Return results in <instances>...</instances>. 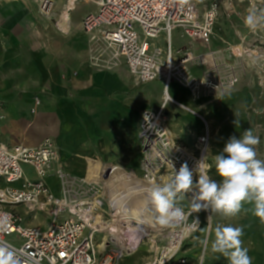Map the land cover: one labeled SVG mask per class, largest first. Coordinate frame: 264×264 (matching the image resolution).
I'll use <instances>...</instances> for the list:
<instances>
[{"label": "crops", "instance_id": "1", "mask_svg": "<svg viewBox=\"0 0 264 264\" xmlns=\"http://www.w3.org/2000/svg\"><path fill=\"white\" fill-rule=\"evenodd\" d=\"M195 2L200 13L209 4L221 2L220 14L225 20L216 23L206 45L191 42L181 28H176L170 38L174 63L181 59L178 54L181 50L193 56L216 51L229 56L228 46L251 41L253 31L243 23L249 11L247 3L241 0ZM86 4L94 8L85 10L74 21L71 17L65 19L62 12L66 5L58 7L56 0L49 16L40 12L38 0H0V101L4 117L0 119V144L35 148L44 140L52 139L59 148L61 161L72 175L92 179L115 171V175L109 178L111 186L121 185L128 178L130 184L124 190L129 192L128 199L141 197L148 200L146 189L149 187L133 181L138 182L143 177L138 136L143 112L158 111L165 104L167 93L178 103L175 104L185 108L174 102L166 103L167 126L179 144L196 153L195 142L204 133L205 126L198 115L211 122L212 140L218 138L227 142L229 137H237L245 129L243 115L248 104L247 83L242 81L236 92L223 97L206 93L195 97L174 81L170 86L163 79L137 84L127 63L122 59L113 60L109 53L102 57L105 64L97 65L89 51V37L82 26L85 16L94 13L96 6ZM71 11H66L68 17ZM178 30L181 31L180 38L185 40L183 44L173 41V34ZM255 33L264 36V30ZM160 39H163L164 46L155 43ZM152 45L166 51V34L153 40ZM237 49L246 52L242 46L232 47L236 54H240ZM190 68L196 77H202L206 71V67L200 65H191ZM37 98L41 104L33 113ZM24 171L28 177L34 175L35 178L30 166H24ZM169 177L163 174L157 183H163ZM48 183L55 194L60 195L58 180L51 177ZM19 207L25 208H15ZM209 214L213 220L216 213L209 209L207 226ZM253 217L249 213L224 219L246 224ZM218 218L222 217L218 215ZM123 222L113 224L118 233L107 231L96 235L99 236L95 240L99 258L121 245L127 255L117 264H151L156 258V246L165 244V238L152 233L155 235L153 241L147 240L136 252L137 247L132 248L127 242L137 234L131 230L130 222ZM191 243L192 247L180 254L185 259L184 264H228L219 254L208 255L206 251L203 257L199 237ZM260 258L263 262L264 259Z\"/></svg>", "mask_w": 264, "mask_h": 264}, {"label": "built area", "instance_id": "2", "mask_svg": "<svg viewBox=\"0 0 264 264\" xmlns=\"http://www.w3.org/2000/svg\"><path fill=\"white\" fill-rule=\"evenodd\" d=\"M38 1L40 12L49 16L55 8V0ZM83 1L96 6V11L86 15L82 22L95 64H105L102 57L109 53L113 60L122 59L127 63L138 83L163 79L169 85L174 81L195 97L201 93L222 96L236 86L237 74L225 67L221 69L222 64L216 61L215 57L221 52H213L211 59L209 53L193 56L181 50L178 52L181 59L174 63L172 50H168L169 41L166 51L152 45L163 33L170 40L176 28H181L191 42L208 44L220 16L221 2L209 4L200 13L195 0ZM241 1L248 4L249 10L264 9V0ZM197 62L206 67L202 77L190 71V66ZM168 102H171L169 97L158 111L142 114L138 132L143 157L141 181L147 184L157 183L163 174L171 176L173 167L178 170L184 163L193 170L195 181L200 174L198 162L210 144L206 126L196 144L198 155L179 144L167 126L165 106ZM40 104L37 98L33 113ZM2 109L0 101V119L4 118ZM24 166L34 170V179L26 175ZM111 174L92 179L72 175L61 161L59 148L52 139L44 140L35 148L0 144V241H7L17 250L21 264H117L125 255L112 250L99 258L95 242L96 235L103 232L96 222L97 217L110 223L118 213L109 194ZM51 177L58 180L60 195L50 187ZM18 206H24L28 212L46 213L50 218L48 226H23V218L14 212ZM184 211L187 219L178 226H162L147 232L131 229L136 234L157 233L165 238L164 246H156L157 257L151 264H172L184 242L199 230L200 221L199 227L195 226L197 212ZM180 237L183 239L178 247ZM184 263L182 260L181 264Z\"/></svg>", "mask_w": 264, "mask_h": 264}, {"label": "clouds", "instance_id": "3", "mask_svg": "<svg viewBox=\"0 0 264 264\" xmlns=\"http://www.w3.org/2000/svg\"><path fill=\"white\" fill-rule=\"evenodd\" d=\"M243 23L250 31L264 30V9L249 10ZM238 123V122H237ZM260 139L251 128L237 138L231 136L223 150L208 155L198 162L200 169L194 181L193 170L184 163L163 183H154L147 191L156 213L155 222L164 227H175L186 221L181 202L192 193L191 208L199 212L209 209L223 218L251 214L264 225V159L258 158L256 146ZM215 168L219 180L205 171ZM195 226L199 227L198 218ZM244 226L218 223L214 237L200 240L205 248L224 257L228 264H253L249 249L243 245ZM0 264H21L17 250L7 241H0Z\"/></svg>", "mask_w": 264, "mask_h": 264}, {"label": "rangeland", "instance_id": "4", "mask_svg": "<svg viewBox=\"0 0 264 264\" xmlns=\"http://www.w3.org/2000/svg\"><path fill=\"white\" fill-rule=\"evenodd\" d=\"M210 1L212 0H202V2H210ZM56 2H57L58 7L63 6L64 8V6L66 5L64 11L63 12L61 11L66 20L70 19L71 17L72 20L76 21L81 17V15L83 14L85 10L91 11V9L94 8L92 5H87L83 0L76 3L75 6L72 5L70 0H56ZM67 10L69 11L72 10L70 12L69 17H68V14H66ZM224 20L225 18L221 17V14H220L217 22L221 24ZM180 33L181 31L178 30V31H175L173 34V41L175 44L185 43V40L180 38ZM256 38H259L260 42H257ZM155 43H158L159 45L164 46L163 39H160V41H156ZM234 46H242L246 50V52L242 54L241 49H237V51H240V54H242V56H240V54H236L234 50H232V47ZM91 49H92V46L89 41V51L92 54ZM228 49L230 50L228 52L230 54L229 56L223 55V53H219L215 58L219 64H222L221 69L225 67L226 69H230L237 74L238 82L236 86L233 89H231L228 93L222 96H217V97H223L229 94H233L234 92H236L238 86L240 85L242 81L247 83V87L249 91L247 95L248 104L246 105V110L243 115L245 118V129L244 130L251 128L254 131V134L259 137L260 143L256 146V150H257L258 158L264 159V36H262L261 33H259V36H258L255 32H253L251 35V41L243 42V43L233 45V46H228ZM192 65L196 66L199 64L197 62V63H193ZM190 71H191V68H190ZM136 83L140 84L137 81ZM153 90H154V87H153ZM198 116L202 120L203 116L201 115H198ZM203 131L205 132V126L203 128ZM211 133H212V125H210L209 127V137H210V144H209V150H208V154L210 153L208 157L209 163H211L212 155L220 153L223 150L225 143H226L224 141H219L218 138H216L215 140H212ZM200 136H198L196 139L195 148L198 142V138ZM239 136H237V138H239ZM195 154L198 155L197 149H196ZM207 170H208V174L213 179L219 180V177L216 176L214 166L211 168H208ZM31 178L33 179L34 175H32ZM135 183L141 186H144V187H149V188L151 187V185L144 183L141 180H139L138 182L135 181ZM146 190L148 191V189ZM189 197L190 195L187 194L186 199L181 202V205L183 208H187L186 210H193L190 205ZM130 205L138 206L144 211L146 210L148 212L147 216H150L149 215L150 212L152 213V216L144 219L145 221L141 219L139 221H135L134 219L129 218L131 220L130 226H132L134 229L141 230V229H145L147 226L148 227L153 226V229H158L162 227L161 225L155 222L154 218H155L156 213L149 199L144 200L143 198L140 197V198H137L135 202L131 203ZM14 210L17 215H20V217L23 218V222H22L23 226H31V227L41 226L42 228H46L50 222V218H48L46 213L39 212V211H36V212L29 211L28 212L27 209L23 207L14 208ZM208 212L209 211H205V210H201L197 212L196 215L199 218V221L201 223L200 228L192 237H190L184 242L181 251L176 256V258H174V260L171 262L172 264H181V261L185 260L181 258L180 254L192 247L191 240H193L194 238L199 237L200 240H203L204 235H205V238L211 241V239L214 237V230L218 223L231 224L233 226H244V236L242 238L243 245H246L247 248L249 249V255L252 258V262L254 263L257 261V264H261L262 261L260 260L261 259L260 257L264 259V225H262L258 219L253 217L249 219L246 224H240L239 221L225 220L223 217L218 218V215L214 214V219L212 220L213 226H212L211 231L208 234V227H209V225L207 226ZM210 216L211 214L208 215V217ZM133 221H135V223ZM206 226H207V229H206ZM205 230H206V234H205ZM98 237L99 236L95 237V240H98ZM154 238H155L154 234L144 236L142 234L137 233V237L135 236V238L133 239L136 240V244L140 240L144 241V244H146L147 240L153 241ZM164 245L165 244L158 245V247H162ZM141 247L136 252H138L141 249ZM199 250L201 254L203 253V251H204V254L206 253V251L208 252L207 253L208 255L213 254L210 251V248H205L201 243L199 245ZM255 254L258 255L257 260L255 259ZM155 255L157 257V253H155ZM262 263L264 264V260Z\"/></svg>", "mask_w": 264, "mask_h": 264}, {"label": "bare ground", "instance_id": "5", "mask_svg": "<svg viewBox=\"0 0 264 264\" xmlns=\"http://www.w3.org/2000/svg\"><path fill=\"white\" fill-rule=\"evenodd\" d=\"M70 1H71V3H72L73 6H75L76 3L80 2V0H70ZM168 41L170 43L169 37H168ZM168 50L170 51L171 50V47H169ZM241 51H242V49H241ZM242 53H243V51H242ZM213 54L214 53L211 52V53L208 54V56L212 59L213 58ZM171 83L169 82V86H170ZM168 94H169V92H168ZM167 97H168V95L166 93L165 99H167ZM169 101L174 102V104L177 103L176 101L171 100V98H169ZM202 121L204 122L205 126L207 127L208 136H209V127H210L211 123H210V121H208L204 117H202ZM208 150H209V145L207 147V153L203 152L202 157L205 156V155H208ZM197 171L200 173V169L199 168H197ZM205 171L208 174V170L206 169ZM114 175H115V171H113V173L111 175V178ZM133 181L135 182L134 179H133ZM108 183H109V181H108ZM129 184H130V181H129L128 178H127V180L126 179L123 180V182H122L121 185L118 184V185H112L111 186L109 184V194H110V196L112 198V202H113L112 205H113V207L116 210H118V213H117V215L114 217V219L110 223H104L101 220L100 217H97L96 222H97V224H99L101 226V228H103V230H102L103 232L113 231V232L118 233L119 230H117L113 226V224L119 223L120 221H123V220H126V222H131V220L129 218H132L135 221H139L140 219L143 220V221H145L144 219H146L147 217L152 216V213L151 212L149 213L150 216H147L148 215V212L146 210L144 211L141 208H139L138 206L130 205L131 203H134L135 202L136 198L135 197L134 198L130 197L128 199V193L129 192L124 191V190H125V187L127 185H129ZM149 185H152V184H149ZM189 195H190L189 200H191L192 194L189 193ZM135 221H133V222L135 223ZM208 225H209V227H208V234H209V232L211 231L212 226H213V221H212V217L211 216L208 217ZM152 228H153V226H149V227L147 226L145 229H141V230L140 229H137V231L140 230V232H147L149 229H152ZM185 236H187V235H185ZM133 238H135V236H133L130 240H128L127 245L132 246V248L137 247L136 250H135V251H137L144 244V241L140 240L136 244V240L133 239ZM182 239H183V237H180V239L177 240V246L178 247L180 246V243H181V240ZM169 249L170 248L168 247L166 249V251L169 250ZM115 250L118 253H120V254L127 255V251H125V249H123V247H121V245L118 246V247H115ZM204 256H205V254L203 255V257ZM203 257L201 258L202 261H203Z\"/></svg>", "mask_w": 264, "mask_h": 264}]
</instances>
